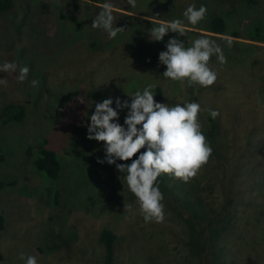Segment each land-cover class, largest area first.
Listing matches in <instances>:
<instances>
[{"label": "rangeland", "instance_id": "obj_1", "mask_svg": "<svg viewBox=\"0 0 264 264\" xmlns=\"http://www.w3.org/2000/svg\"><path fill=\"white\" fill-rule=\"evenodd\" d=\"M39 2L15 0L10 11L0 13V63L16 61L30 67L23 83L16 73L0 72L7 80L6 86L0 85V109L11 101L26 108L22 121L0 122V182L15 181L0 188V264H24L22 253L35 255L38 264H105L98 242L103 227L119 236L118 261L113 264H199L189 249L193 236L188 220L196 223L198 234L204 233L212 254L217 240H225L212 264H264V41L250 39L257 26L264 28V0H239L231 4L235 9L223 6L222 0H136L134 8L127 0H109L114 26L124 28L115 39L91 25L105 0H49V13L41 12ZM189 4H203L207 13L196 26L185 21L190 30L185 45L205 36L226 58L221 64L211 57L209 66L217 78L195 91L186 81L165 79V69L152 66L159 62L155 54L165 47L163 41L150 39L149 22L183 20ZM216 14L227 20L226 34L208 30ZM234 30L242 36H232ZM33 79L39 81L35 87ZM147 84L161 86V102L170 106L199 103L202 127L210 109L219 112L222 158L211 153L187 182L162 174L164 219L159 223L144 222L115 164L98 162L105 155L104 142L88 139L86 127L93 102L109 97L130 100L127 93ZM118 111L123 124L127 109ZM44 145L54 148L63 162L56 205L54 183L26 156L29 147L37 151ZM233 184L243 198L228 205L225 189ZM125 205H132L135 216L124 211ZM225 208L232 217L229 234L220 232L216 219ZM209 212L211 222L203 218Z\"/></svg>", "mask_w": 264, "mask_h": 264}, {"label": "clouds", "instance_id": "obj_2", "mask_svg": "<svg viewBox=\"0 0 264 264\" xmlns=\"http://www.w3.org/2000/svg\"><path fill=\"white\" fill-rule=\"evenodd\" d=\"M127 2L133 8L136 6V0ZM112 9V3L105 0L91 24L93 28L104 30L109 39H115L124 30L114 26ZM206 13L205 5L197 8L195 4H189L182 14L183 20H169L152 28L150 39L154 41H163L169 32L177 34L167 40L165 50L158 56L159 63L166 66L162 73L165 79L180 83L186 81L188 86L200 87H208L215 82L217 74L209 66V61L215 55L221 64L226 62L222 48L205 36L193 40L191 46H186L178 38L185 34V21L187 25L196 26L204 20ZM231 43L229 40V46ZM0 72L16 73L17 81L23 83L28 80L30 67L16 61H4L0 63ZM30 83L35 87L39 81L33 79ZM0 85L6 86L7 80L0 78ZM155 88V84H147L142 89L127 93L130 100L109 97L93 102L94 111L86 125L88 139L104 142L105 155L103 159L98 158V162L115 164L119 173L124 174V182L136 197L145 223H159L164 219V196L157 183L158 177L169 174L187 182L212 153L198 121L201 105L183 101L170 106L168 102L154 99ZM123 109L127 112L121 124L118 110ZM209 114L216 118L219 112L210 109ZM124 211L135 216L136 210L132 205H125ZM21 259L24 264H38L35 255L25 256L22 253Z\"/></svg>", "mask_w": 264, "mask_h": 264}, {"label": "trees", "instance_id": "obj_3", "mask_svg": "<svg viewBox=\"0 0 264 264\" xmlns=\"http://www.w3.org/2000/svg\"><path fill=\"white\" fill-rule=\"evenodd\" d=\"M92 1V0H91ZM239 0H222V4L223 6L225 5H229L232 9L234 6H232L231 4H238ZM51 3V0H50ZM49 3V0H40L39 2V7L41 9L42 13H49L51 4ZM227 3V4H226ZM76 6L79 5L80 3H75ZM15 5V0H0V13L3 12H8L10 11ZM142 21V20H141ZM140 22V21H138ZM133 24V28L135 29V27H137V23ZM144 22V21H142ZM147 23V22H146ZM152 26H156L158 25L157 23H151ZM186 23V22H185ZM227 20L225 19L224 16L220 15V14H216V15H212L208 21V30L215 32V33H220V34H226L227 32ZM138 28V27H137ZM190 30H186L185 34L183 36H179L178 38L181 40H185V35L186 32H188ZM192 32V31H191ZM255 34H252V38L250 37V39L252 40H256V41H260L263 42L264 41V28H261L260 26H257L254 29ZM195 34V33H193ZM177 34L174 32H169L168 34H166V36L164 37L163 40V47H165L167 40L170 37H175ZM232 36L235 37H241L242 33L239 30H234L231 32ZM95 44V43H94ZM94 47V45H93ZM158 54H155V58L158 59ZM153 63V62H152ZM152 66L156 69L164 70L166 66L161 65L159 62L153 63ZM180 83V82H179ZM199 85H193V91H195V89L198 87ZM155 91V97L154 99L157 101L162 100V88L161 86H156V88L154 89ZM26 116V108L24 106V104H22L21 102L18 101H11L6 103L1 109H0V122H19L22 121ZM218 121L216 118H212L211 115L208 117V121L207 123L205 122L203 124L202 127V131L206 137V142L208 144H210L211 148H212V153L219 159L222 158V154L219 151V144H218ZM46 141V140H45ZM39 148V147H38ZM144 149H141L140 151H143ZM139 153H137L138 155ZM26 156L29 158L33 159V167L36 171L42 173L48 180H50V182L54 183L52 184L53 187V199H54V204H58L59 203V197H60V191L57 188V181L60 179L61 176V172H62V166H63V162H62V158L60 156V154L51 147H47L46 145L44 146H40L39 149H37V151H35V149L33 147H29L26 150ZM4 155L2 154V146L0 145V159H3ZM135 158V157H133ZM124 161H118V163H123ZM119 172V171H118ZM120 174V173H119ZM121 175L124 176L123 173H121ZM238 176V174L236 173V177ZM163 176L161 175L160 177H158L157 183L159 184V186H164V180H163ZM235 182V180H234ZM15 185V181L13 182H8V183H4V182H0V188L2 187H6V186H10V185ZM236 184H233V188H231L230 190L225 189V195L229 193L228 196H226V201L228 205H233L238 197H240L241 199L243 198V194H241V192H237L238 189H235ZM239 193V196H238ZM188 197V196H186ZM189 203V200H188ZM226 213H221L219 214V218L216 217L217 222L219 223V228H220V232H224L229 234L230 231H228L229 228V223L232 219V217L230 216V212L228 209H226ZM210 215L211 212H209L208 214H204V220L206 221H210ZM223 216H227L228 218L226 220H224ZM211 222V221H210ZM189 223V228H190V234L193 236V240H191V242L188 244L189 245V249L192 251V253L194 255H196V257L199 259L198 263L199 264H212L213 260L215 259L218 249L222 247V244L224 243L225 240H217L218 246H217V250L215 249V247H211V249L213 250V254L210 251V249L208 248V246L205 244V240L202 239V235L204 233L198 234L197 233V228H196V223H194L192 220H188ZM220 223H222L223 225H221ZM212 225V224H211ZM209 225V227L211 226ZM208 227V228H209ZM4 228V217L2 215H0V232L2 231V229ZM211 230V228H210ZM211 234V233H210ZM71 240V238H70ZM119 241V236L115 233V231L110 228V227H103L101 228V230L98 233V242L99 244L102 246L103 249V254H104V262L105 264H113L115 262L118 261V253H117V244ZM216 243V245H217ZM72 243L70 241L69 244V251L71 254V250H72ZM214 251L216 252V254H214ZM206 252V259L204 260L203 258V253Z\"/></svg>", "mask_w": 264, "mask_h": 264}]
</instances>
